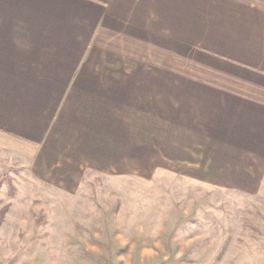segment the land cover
<instances>
[{
  "label": "rangeland",
  "instance_id": "374dc122",
  "mask_svg": "<svg viewBox=\"0 0 264 264\" xmlns=\"http://www.w3.org/2000/svg\"><path fill=\"white\" fill-rule=\"evenodd\" d=\"M147 46L125 61L97 52L86 65L104 76L118 61L148 80L128 120L143 116L154 137L132 153L92 161L80 151L78 162L41 168L30 147L0 134V264H264V155L218 168L207 149L221 140L202 143L187 120L190 90L215 89L217 77L202 60L177 63V47Z\"/></svg>",
  "mask_w": 264,
  "mask_h": 264
},
{
  "label": "crops",
  "instance_id": "0c3cea01",
  "mask_svg": "<svg viewBox=\"0 0 264 264\" xmlns=\"http://www.w3.org/2000/svg\"><path fill=\"white\" fill-rule=\"evenodd\" d=\"M151 41L217 77L215 89L190 90L187 120L202 143L221 140L207 149L218 168L264 155V0H0V134L30 147L41 168L57 157L78 162L80 151L92 161L132 153L154 137L143 116L128 120L148 80L118 61L104 76L86 65L107 50L130 60Z\"/></svg>",
  "mask_w": 264,
  "mask_h": 264
},
{
  "label": "trees",
  "instance_id": "16d2710c",
  "mask_svg": "<svg viewBox=\"0 0 264 264\" xmlns=\"http://www.w3.org/2000/svg\"><path fill=\"white\" fill-rule=\"evenodd\" d=\"M6 207L2 210V212H1V214H0V224L2 223V221H3V218H4V211H6Z\"/></svg>",
  "mask_w": 264,
  "mask_h": 264
}]
</instances>
